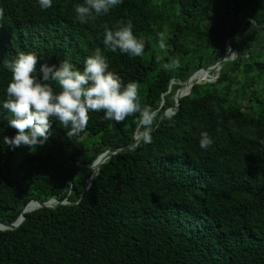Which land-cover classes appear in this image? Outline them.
I'll return each mask as SVG.
<instances>
[{
	"label": "trees",
	"instance_id": "trees-1",
	"mask_svg": "<svg viewBox=\"0 0 264 264\" xmlns=\"http://www.w3.org/2000/svg\"><path fill=\"white\" fill-rule=\"evenodd\" d=\"M83 3L53 0L43 10L38 0H0V223L16 222L32 200L67 202L0 231V264H264V0H123L82 24L74 5ZM129 20L145 40L141 57L103 44L105 26ZM96 48L158 111L152 142L117 151L134 141L138 115L116 123L90 112L71 139L53 122L48 151L28 152L12 168L3 62L34 52L41 63L67 59L82 69ZM228 48L239 54L213 82L192 83L158 125L180 84ZM172 58L180 68L167 71ZM205 131L214 141L207 150L199 145ZM105 151L116 153L93 175Z\"/></svg>",
	"mask_w": 264,
	"mask_h": 264
},
{
	"label": "clouds",
	"instance_id": "clouds-1",
	"mask_svg": "<svg viewBox=\"0 0 264 264\" xmlns=\"http://www.w3.org/2000/svg\"><path fill=\"white\" fill-rule=\"evenodd\" d=\"M52 2L38 0L43 10L51 8ZM122 2L84 0L83 4L74 5L76 19L82 24L87 23L89 19L107 15ZM3 19L4 10L0 8V21ZM132 28L131 20L115 28L105 26L104 46L112 52L119 51L131 57L143 56L145 40L137 38ZM159 36L158 46L164 51L166 44L163 34ZM161 59L157 57L158 61ZM3 66L11 73L3 108L10 114L9 126L16 130L14 137H3V143L11 149L42 146L49 138L53 122L67 130V136L71 139L86 129L90 112H103L105 120L116 123L138 115L136 140L145 144L152 142L158 111L141 104L138 82L125 84L117 73L109 70L108 59L101 48H96L85 58L82 69L67 59L58 64L41 63L34 52H19L11 61L5 60ZM162 67L175 71L180 68V60L172 58ZM213 142L208 132L201 133L199 145L202 149L207 150Z\"/></svg>",
	"mask_w": 264,
	"mask_h": 264
},
{
	"label": "water",
	"instance_id": "water-1",
	"mask_svg": "<svg viewBox=\"0 0 264 264\" xmlns=\"http://www.w3.org/2000/svg\"><path fill=\"white\" fill-rule=\"evenodd\" d=\"M233 54L237 55V54H239V51H237V50H233V49H231V48H228V51L226 52V54H225L224 56L220 57V58L217 60V62H216L212 67L207 68V69H200V70H197V71L194 72L193 74H195V73H197V72H201V71H202V72H203V71H204V72H210V73L213 72V73H216V74H217V73L219 72V70H220V68H221L223 62L231 61V60L234 59V58H233ZM193 74H192V75H191V76H190L185 82H183V83L180 84V88H179L178 90H176V92H175V94H174V104H173V106H172L171 108L165 110V111L161 114V116H160V118H159L158 125L161 123V121H162V119H163L164 116H168L169 114H173V110H176V109H178V107H179L180 99H181L183 96H187V95L189 94L190 91H189L187 94L183 95L182 97L177 98V93H178V91L182 88V85H184L185 83H187L188 81H190V79H191V77L193 76ZM207 82H208V81H207ZM195 84H200V82H195ZM191 87H192V85H191ZM138 142H139V141H137L136 138H134V141H133L131 144H129L128 146H126V147H124V148H122V149H119V150H117V151H122V150H125V149H131V148L135 147V146L137 145ZM115 153H116V151H114V152L105 151L104 153L100 154V155L96 158V160L93 162V164H92V166H91V168H92V170H93V175L95 174V172L98 171L99 166H100L101 164H103V163H104V162H105L110 156H112V155L115 154ZM103 157H104V159H103ZM93 175H92V177H93ZM92 177H91V179H92ZM91 179H90L89 183L86 185L85 190H87V189L90 187ZM31 202L37 205V207L34 208V209H32L31 211L36 210V209H39V208H44V207H46V208H55L56 206H58V205H60V204H62V205H63V204H67L66 201H63V202H57V201H55V200H53V199L48 200L47 202H44V203H41V202H39V201H35V200H32V201H30V202H28V203H31ZM28 203H27V204H28ZM48 203H53V205H48ZM27 204H26V205H27ZM26 205L23 207V209H22V211H21V213H20V216L18 217V219L16 220V222H14L13 224H4V223H0V231H5V230H15L16 228H18V227L22 224V222L25 220V214L28 213V212L25 211V207H26ZM31 211H29V212H31Z\"/></svg>",
	"mask_w": 264,
	"mask_h": 264
},
{
	"label": "rangeland",
	"instance_id": "rangeland-1",
	"mask_svg": "<svg viewBox=\"0 0 264 264\" xmlns=\"http://www.w3.org/2000/svg\"><path fill=\"white\" fill-rule=\"evenodd\" d=\"M260 48H264V45L261 46ZM234 57H235V54H233V58ZM208 75H210V78H212L211 76L213 77L216 76V74L215 73L213 74V72L209 73ZM203 82H200V83H203ZM48 148H49L48 141L44 143L42 146H36L35 148H29L28 146L17 147L16 152L11 160V167L15 168L26 153L29 152V153H34V154H45L48 151Z\"/></svg>",
	"mask_w": 264,
	"mask_h": 264
},
{
	"label": "bare ground",
	"instance_id": "bare-ground-1",
	"mask_svg": "<svg viewBox=\"0 0 264 264\" xmlns=\"http://www.w3.org/2000/svg\"><path fill=\"white\" fill-rule=\"evenodd\" d=\"M209 76L210 75H208L207 72H205L204 74H201V73L193 74V76L191 77L190 81H188L187 83H185L184 85H182V90L178 94L177 98H180L183 95L187 94L189 92V89H190V86H191L192 83H195V82H203V81H207L208 79H211L212 80V78H210ZM103 159H104V157H103ZM48 205H53V203H48ZM36 207H37L36 204L31 203L29 205H26L25 211L26 212H29L32 209L36 208Z\"/></svg>",
	"mask_w": 264,
	"mask_h": 264
},
{
	"label": "built area",
	"instance_id": "built-area-1",
	"mask_svg": "<svg viewBox=\"0 0 264 264\" xmlns=\"http://www.w3.org/2000/svg\"><path fill=\"white\" fill-rule=\"evenodd\" d=\"M209 77H210V76H209ZM211 77H212V80L214 81L216 76H214V77L211 76ZM207 81H208V82H213V81H211V79H210V80H207ZM207 81H205V82H207Z\"/></svg>",
	"mask_w": 264,
	"mask_h": 264
}]
</instances>
